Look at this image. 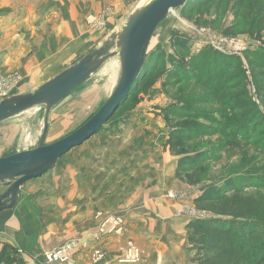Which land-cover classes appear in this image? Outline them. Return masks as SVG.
I'll use <instances>...</instances> for the list:
<instances>
[{"label": "rangeland", "instance_id": "rangeland-1", "mask_svg": "<svg viewBox=\"0 0 264 264\" xmlns=\"http://www.w3.org/2000/svg\"><path fill=\"white\" fill-rule=\"evenodd\" d=\"M144 1L145 0H0V11L2 14L4 11H9L10 14L15 11V13L20 15L30 9L40 12L46 6H49L52 7V9L61 10V12L55 11L57 13L54 15V18L59 16L61 20H65L69 23V25L64 26V28L61 27L60 30L52 29L48 32H36L34 35L28 33L30 34L27 36L29 37L28 42L30 47L27 50V55L19 59V66H22L23 70L20 72L19 70L13 69L6 72V74L0 75V100L9 95L24 92L27 88L40 85L75 63L89 50L96 47L111 31L117 29L123 23L125 17L137 5ZM48 3L50 4L48 5ZM187 9L188 8H178L172 10L168 17L156 27L151 37L146 56L149 57L151 53H157L160 57V62L154 65L156 67L151 71V83L147 86L144 81L140 83L137 89L126 99L123 105L118 107L109 122H107L98 133L88 138L86 142L79 147L71 149L70 152H68L70 155L66 153L69 156H66V154L63 155L57 161L56 166L58 165V167L63 168L70 164L72 167H92V162L90 163L89 160L98 154L97 151L104 146V143H111L113 139V142L118 143V138H120V145L124 146V137L126 138V136L131 135L132 137H129L128 142H131L134 165L141 162L142 159L153 160L156 158L157 185L161 189L157 193L163 196L160 197V199H162L160 202L163 203L164 199H173V201L178 203L177 216L186 219L188 222L196 217L210 216L207 212L197 211L194 208L192 200L201 194L202 185L205 184L206 181H211L210 178L215 180L221 177L220 179H222L224 176L228 175V168L225 169L223 164L225 162L229 163L235 161L239 156L235 155L236 151L233 149L231 150L232 156L227 159V148H222V144L220 143L223 138L220 135L207 137L205 134L201 136V140H198L203 143L210 141L213 143V147L204 144L200 147L193 146L195 141L184 140L183 145L185 147L183 150H180L177 155L171 153L169 148V142L171 140L168 127L169 117L165 116V110H167L170 105L178 103L177 98L182 95L181 89L183 90L184 87L166 84L168 81H166L167 72L165 71V66H169L170 62L168 59L173 55L179 57L183 62H187L189 61V56L198 54L204 48L210 47L221 52L214 48L215 45L212 43L215 42L224 46L225 49H235L241 54L237 53L236 56L240 58L242 63V71L249 91L248 95L252 96L254 102L259 105L260 97L257 94L258 91L255 84V82L259 80L254 78L252 66H250L246 58V52L264 49V28L253 35L245 32L246 28L244 27L245 30L242 31L241 24L238 22L239 19L234 16L231 6L225 7L221 14L214 9L213 5H210L206 12H202L201 10L187 12ZM2 21H4L3 18ZM66 28L69 30V36L65 32ZM57 31L60 32L58 33ZM50 32L54 39L58 38L59 35L69 39L74 36L75 39L72 43L54 41L56 45L53 44V46L46 48L43 40L44 38H49ZM15 34H17V32H15ZM80 34H82L81 37L76 39ZM0 35H2L1 32ZM35 39L41 40L40 43L42 46H34L36 44ZM8 41L7 39H5L4 42L0 40V49L4 46L6 47ZM46 43L49 44L50 42L46 41ZM185 43L186 47H182L183 49H181L180 45H185ZM13 44L15 43L11 42L9 47L14 48ZM15 47H17V45H15ZM44 50H48L54 55H50L43 66L39 64V66L34 67L33 63L37 59H39V61H44V55L42 54ZM35 68H37V70H35ZM118 73L119 64L117 57L109 59L98 72L59 102L52 113L49 114L51 115V126L55 125V127L51 133L47 134L45 141L47 143H52L74 131L88 120L109 96L117 80ZM186 89L187 88H185V90ZM205 93L206 91L200 84L190 81L187 94L193 97L191 99L195 100L198 95H203ZM192 107L204 113L208 111L212 113L208 115V117H219L217 114L218 105L216 104H198ZM186 120L187 118L175 117L173 126L186 124ZM42 123L43 107L40 106L31 108L1 122L0 157L31 148L38 139ZM198 123L202 128L209 127L208 121L204 119L199 118ZM102 137L104 139L101 141L99 138ZM200 148L210 151L215 148L217 150V155L220 157L218 160L208 159L202 167V171L208 172L210 178H204V176H200L199 178L195 177V168L178 161V159L187 152L190 153ZM168 159H172L171 161H173V163L171 165H169ZM202 171L198 173L201 174ZM133 179L131 185L132 193L135 192L136 188L139 186L138 181L135 179V175ZM188 179L192 181L187 182ZM217 185H221V183L219 182ZM3 190L4 187L0 185V193ZM171 192L175 193L173 198L169 196ZM120 193L122 194V191ZM117 194L119 195V193ZM128 194L129 193H127V195ZM120 202L121 201H118V204ZM149 206L155 208L152 201L149 202ZM112 210L114 209L98 208L96 218L99 222L88 234L86 237L87 239L98 242L104 237H124L127 227L126 219L124 215L118 214L121 210L120 207L115 209L117 213H110ZM137 210L141 211L140 207ZM129 211V218L131 221L142 220L146 217L147 210L143 212L144 215L142 216L134 214L132 209H129ZM111 219H119L121 221V229L118 232L115 231L116 229L111 231L108 230L111 225V221L109 220ZM137 231L139 234H142L139 229L133 230L135 233ZM86 238L85 241L87 243L89 240H86ZM72 241L74 240L70 242ZM75 242L77 243V241ZM129 244L134 245L139 251L141 261V249L133 239L125 240L122 245H120L118 248V255H116L115 259L121 257L122 251L127 248ZM64 246L65 245H63V247ZM86 246L87 244H85V247ZM59 247L62 246L54 247L53 249ZM78 248L79 245L77 243V247L71 249V258L68 262L72 260ZM96 252L101 254L100 259L104 256L103 250L101 251L99 248H93L90 254L92 262L99 260L96 258Z\"/></svg>", "mask_w": 264, "mask_h": 264}, {"label": "crops", "instance_id": "crops-1", "mask_svg": "<svg viewBox=\"0 0 264 264\" xmlns=\"http://www.w3.org/2000/svg\"><path fill=\"white\" fill-rule=\"evenodd\" d=\"M55 11L61 12L49 6L40 12L30 9L20 15L15 11L12 14L0 11V40H9L7 46L0 49V75L13 69L23 70L19 59L27 55L30 47L28 33L34 35L36 32L60 30L69 25L59 16L54 18ZM65 32L68 35L69 30L66 28ZM74 39V36L69 39L61 35L54 39L50 32L49 38H44L43 42L47 48L53 46L54 41L72 43ZM11 42L15 43L14 48L9 47ZM40 42L35 39L34 46H42ZM42 54L44 61L40 60V63L37 59L34 67L43 66L49 56L54 55L48 50ZM50 118L51 115L48 117L47 134L55 127L51 126ZM130 136L124 137V146L120 145V138L118 143L113 142L114 139L111 143H104L97 151L98 156L89 160L92 167H72L69 164L60 168L56 162L42 175L25 182L19 189L17 205L0 211V252L6 245L10 247L12 256L10 262L4 260L0 264H132L119 263L115 259L118 248L128 239H133L142 252L141 261L134 264H194L184 229L187 220L177 216L178 203L173 199L160 202L163 196L157 193L161 189L157 185L156 158L142 159L134 165L131 142H128ZM99 139L102 141L104 138ZM168 160L171 165L172 159ZM134 175L139 186L132 193ZM118 201L121 202L118 204ZM150 201L155 208L149 206ZM100 207L114 209L110 213H117L115 209L120 207L118 214L124 215L127 222L123 238L110 236L98 242L86 238L99 222L96 213ZM139 207L141 211L137 210ZM129 209L139 216L147 210L145 219L131 221ZM134 229H139L142 234L133 232ZM85 238L89 240L87 243ZM71 240L77 241L79 248L70 262L47 263L44 260V251L66 245ZM93 248L103 250L104 256L92 262L90 254Z\"/></svg>", "mask_w": 264, "mask_h": 264}, {"label": "trees", "instance_id": "trees-1", "mask_svg": "<svg viewBox=\"0 0 264 264\" xmlns=\"http://www.w3.org/2000/svg\"><path fill=\"white\" fill-rule=\"evenodd\" d=\"M210 5L219 14L231 6L242 31L246 28L245 32L250 35L264 28V0H187L180 8H188L187 12H206ZM180 46L183 49L186 43ZM246 58L254 78L259 80L255 82L259 105L248 95L242 63L236 55L208 47L189 56L187 62L173 55L168 59L169 66H165L166 84L184 87L177 98L178 103L165 110V116L169 117L171 153L177 155L182 151L184 140L195 141L193 146H212L210 141L198 140L205 134L223 138L220 143L222 148H227V159L232 156L233 149L239 156L235 161L225 162L223 166L228 168V175L215 180L202 171L208 159L220 158L215 148L212 151L195 149L178 159L195 168V177L211 180L202 185L201 194L192 200L197 211L207 212L210 216L196 217L185 225L188 250L192 252L194 264H264V49L246 52ZM159 62L157 53L145 57L135 86L120 106L140 83L144 81L146 86L151 83V71ZM190 81L200 84L206 93L191 99L193 97L187 94ZM198 104L218 105L219 117H208L212 113L192 107ZM175 117L187 118L186 124L173 126ZM199 118L208 121L209 127L202 128ZM219 182L221 185H217ZM4 260H12L11 249L6 245L0 252V263Z\"/></svg>", "mask_w": 264, "mask_h": 264}, {"label": "water", "instance_id": "water-1", "mask_svg": "<svg viewBox=\"0 0 264 264\" xmlns=\"http://www.w3.org/2000/svg\"><path fill=\"white\" fill-rule=\"evenodd\" d=\"M187 0H145L123 23L75 63L44 83L0 100V122L34 107H43V123L35 144L26 150L0 157V211L18 203L20 187L49 169L71 149L96 134L111 118L139 77L151 37L170 11ZM117 57L119 73L105 102L82 125L52 142L45 143L52 109L73 90L98 72L105 62Z\"/></svg>", "mask_w": 264, "mask_h": 264}, {"label": "built area", "instance_id": "built-area-1", "mask_svg": "<svg viewBox=\"0 0 264 264\" xmlns=\"http://www.w3.org/2000/svg\"><path fill=\"white\" fill-rule=\"evenodd\" d=\"M212 44L215 45L214 48L220 50L223 53L233 54V55H237L238 53L235 49H225L224 46H222L218 42ZM169 196L173 198L175 196V193L171 192ZM109 221H111L110 228L108 229L109 231L116 229L115 231L118 232L121 229L120 228L121 221L119 219L118 220L111 219ZM74 247H77V243L75 241H72L66 244L64 247L62 246L59 248L46 250L43 252L44 260L47 263H68V261L71 258V253H70L71 249ZM100 257L101 254H99V252H96V258L100 259ZM116 260L119 263H138L140 261V253L134 247V245L129 244L128 247L122 251L121 257Z\"/></svg>", "mask_w": 264, "mask_h": 264}, {"label": "bare ground", "instance_id": "bare-ground-1", "mask_svg": "<svg viewBox=\"0 0 264 264\" xmlns=\"http://www.w3.org/2000/svg\"><path fill=\"white\" fill-rule=\"evenodd\" d=\"M171 12V11H170Z\"/></svg>", "mask_w": 264, "mask_h": 264}]
</instances>
